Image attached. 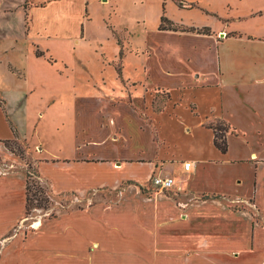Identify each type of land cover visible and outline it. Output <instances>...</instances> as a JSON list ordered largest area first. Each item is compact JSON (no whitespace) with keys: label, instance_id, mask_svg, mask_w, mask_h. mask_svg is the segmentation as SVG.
Listing matches in <instances>:
<instances>
[{"label":"crops","instance_id":"0c3cea01","mask_svg":"<svg viewBox=\"0 0 264 264\" xmlns=\"http://www.w3.org/2000/svg\"><path fill=\"white\" fill-rule=\"evenodd\" d=\"M83 1L41 0L36 4L45 6L33 5L55 10L53 16L59 18L65 32L51 38L56 47L65 48L64 54L45 49L70 65V56L76 52L71 41L77 34L66 35L70 28L66 20ZM83 27L80 24L82 34ZM227 29L210 30L209 34L158 30L178 41H200L197 46L202 51L179 55L173 66L179 69L171 70L172 66L159 62L163 75L175 80L174 89L151 85L153 78L144 67L145 83H132L140 86L132 88L131 105L120 101L105 110V130L91 118L82 125L81 136L68 140L66 150L34 157L51 191L44 175L48 167L59 168L63 176L67 167L77 169L82 174V192L70 189L53 194L73 190L78 201L88 203L34 221L27 232L22 224L24 174L16 189V171L7 163L15 157L4 145L14 138L13 128L8 129L0 119V211L11 212L20 206L10 227L0 214V264H264V29L256 34ZM117 45L121 43L117 41ZM145 45L157 52L147 41ZM248 48L253 49L250 58L244 57ZM26 63L29 69L22 70L36 79L32 91L43 97L36 102L40 110L47 113L53 99L69 105L73 101L78 115L86 101L97 104L95 96L76 95L68 89L70 79L56 68L54 79L49 80L54 65L34 57L30 50ZM154 88L168 95L158 111H152L149 101L148 92ZM44 98L52 101L44 103ZM94 107L102 121L100 107ZM217 121L228 127L225 153L216 149L213 131L207 127ZM68 124V133L73 134L74 123ZM77 144H82V150ZM184 162L193 163L189 172L183 169ZM87 169L90 171L85 173ZM153 174L173 178L174 186L156 192L151 185L152 192L145 186ZM122 181L129 183L118 189L111 204L98 201L91 193L97 186L117 187ZM253 215L259 217V223L253 222ZM221 241L228 246L219 247Z\"/></svg>","mask_w":264,"mask_h":264},{"label":"rangeland","instance_id":"374dc122","mask_svg":"<svg viewBox=\"0 0 264 264\" xmlns=\"http://www.w3.org/2000/svg\"><path fill=\"white\" fill-rule=\"evenodd\" d=\"M25 1L0 0V119L6 121L8 129L12 130L13 128L14 138L11 140H14L25 152L26 161L14 154L15 160L7 161L8 164H13L10 170L16 171L14 173L17 177L14 181L15 188L20 189L21 187L22 172L25 185L26 173L29 172L30 183H40L50 199L48 209L32 208L29 214L24 215L22 224L26 232L31 230L34 221L58 216L88 203L87 200L78 201L77 194L73 190L53 194L70 189L82 192V174L76 171L77 169L67 167V175L63 176V172L59 171V168L48 167L44 171V175L50 183L51 191L46 180L42 177L34 157L47 155L49 151L55 154L61 149L66 150L68 140L73 139V135L76 138L81 136L82 125L87 120L90 123L91 118L95 119L96 124L99 123L97 127L105 130L107 128L104 118L105 110L111 105L116 106L120 101L131 105L132 88L134 85L140 86L139 83L134 85L132 83H145L144 67L153 78L150 81L151 85H164L174 89L175 80L163 75L159 62L162 61L163 64L172 66L171 70L179 69V67L173 68L174 64L178 63L176 59L179 55L193 56L202 51L197 46L200 41L184 42L162 35L158 31L161 16L177 23L176 25L179 24L178 26L181 28L205 27L209 29V32L210 30L216 32L226 27L228 32L239 31L256 34L264 29V0H84L83 5L79 4L72 9L70 17L66 20L70 27L66 35H71L72 32L77 34V38L75 37L71 41V48L76 52L70 56L72 60L70 65L53 57L45 49H56L55 52L59 56L64 54L65 48L63 49L60 44L56 47L57 43L51 38L64 36L61 34L63 31L65 32L59 18L57 20L53 16L55 10H52V7H47L45 11L42 10L43 8H34V6L46 5L36 4L41 0H27L26 8L22 9L23 5L20 4ZM80 1L82 2V0H75L76 3H80ZM65 4L67 3L64 2ZM188 5L193 8L186 7ZM81 18L84 21L79 22V26L76 25ZM80 24L84 26L83 34ZM79 41L81 42L78 45ZM117 41L121 43V46L117 45ZM145 41L148 46H151V49H156L157 52L152 53L147 47H143L146 46ZM121 49L123 50L122 56L120 55ZM29 50L34 57L54 65L53 68H50L49 80L53 78L51 76L55 77L54 69L56 68L61 76L70 79L72 85L68 89L74 91L76 95L91 94V96H95L93 102L100 107V115L104 119L100 120L94 111L96 105L89 101L83 105L85 108H82L79 115L78 107L72 104L71 100H68L71 101L69 105L62 100L54 102L53 99L47 113L40 110L39 104L36 102L43 97L38 96L36 90L32 91L36 85V79L28 77V74L22 70L29 69H27L26 63V54ZM252 50L248 48L244 57L250 58L253 54ZM148 55L149 58L146 57ZM119 67L121 75L115 70ZM52 85H56L55 82H52ZM148 95H150L152 111L163 109L164 103L168 99L164 90L154 88L148 92ZM50 99L44 98L43 102ZM42 111V116L39 117V113ZM33 112L35 116H33ZM122 116L128 117V114L123 113ZM62 121L65 126L60 125ZM36 122L38 125H35ZM67 123H69L68 125L74 123L73 134L68 133ZM77 146L82 150V144H77ZM49 158L50 162L51 157ZM115 163L116 161H113V164ZM85 171L88 173L90 170ZM131 171L141 175L135 170ZM154 176L159 175L153 174L145 186V188L149 187L152 192L154 190L151 186V179ZM128 183L122 181L117 187L97 186L91 193L96 194L98 201L111 204L116 200L118 189L126 187ZM9 211H0V214L6 217L7 227H10L12 218L20 213V206L16 205L11 212ZM253 219V222L259 223L257 215H253ZM225 246H228L225 242L219 243V247Z\"/></svg>","mask_w":264,"mask_h":264},{"label":"trees","instance_id":"16d2710c","mask_svg":"<svg viewBox=\"0 0 264 264\" xmlns=\"http://www.w3.org/2000/svg\"><path fill=\"white\" fill-rule=\"evenodd\" d=\"M26 2L23 4V7L26 8ZM28 3V2H27ZM160 31H174V32H188L196 34H209L208 28H181L175 23L168 20L165 16H161L160 25L158 27ZM117 73L120 74V68L116 69ZM207 127L213 131L214 134V146L221 153L227 151V142L225 138V133L227 132L228 127L223 121H217L213 123H208ZM227 128V129H226ZM4 145L6 148L15 156L19 157L22 160H25V152L23 148H20L14 140H5ZM26 161V160H25ZM29 167V165H28ZM30 173H26L25 181V214H29L32 208L46 210L49 207V197L45 193L43 186L40 183L34 182L30 183Z\"/></svg>","mask_w":264,"mask_h":264},{"label":"built area","instance_id":"2783aa9c","mask_svg":"<svg viewBox=\"0 0 264 264\" xmlns=\"http://www.w3.org/2000/svg\"><path fill=\"white\" fill-rule=\"evenodd\" d=\"M182 165H183V169L186 172H189L193 167L192 162H184ZM151 183L156 192H164L172 188L175 184V181L171 177L154 176L151 179Z\"/></svg>","mask_w":264,"mask_h":264}]
</instances>
